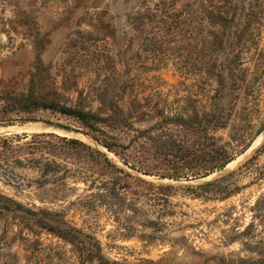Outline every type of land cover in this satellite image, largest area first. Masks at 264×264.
Listing matches in <instances>:
<instances>
[{"label": "rangeland", "instance_id": "1", "mask_svg": "<svg viewBox=\"0 0 264 264\" xmlns=\"http://www.w3.org/2000/svg\"><path fill=\"white\" fill-rule=\"evenodd\" d=\"M182 3L0 0V93H26L36 73L32 87L45 100L102 117L118 106L125 122L102 123L99 126L105 134L97 135L110 136L119 144L115 148L123 158L152 174L129 168L118 154L82 132L77 120L58 112L34 110L35 121L0 125V133L45 131L77 138L134 178L179 187L167 192L168 204L161 215L159 205L139 192L136 201L141 214L125 210L115 219L103 208L88 211L79 203L90 192L87 183L98 175L96 164L84 153L60 157L68 172L63 180L40 182L36 167L18 168L16 182L0 179V193L21 204L11 212L0 210V264H79L71 245L44 227L48 219L58 220L60 215L83 236H93L100 243L102 262L90 259L84 264H251L264 258V226L258 219L250 234H241L252 221L251 207L264 191V182L255 180V174L232 175L228 181L233 191L225 198L212 194L193 198L184 189L236 169L264 143V78L238 108L229 111L223 127L195 132L164 121L182 114L188 119L196 112L201 116L209 110L216 84L208 68L223 58L216 51L217 27L197 25L188 10L181 23L171 22L181 15ZM151 12L159 22L147 21ZM228 40L223 39V47ZM260 46L264 48V27ZM137 102L145 113H139ZM32 124L46 128L23 127ZM209 136L224 145L233 163L204 178L159 177L173 172L163 141L173 138L192 146L208 144ZM257 137L259 141L252 146ZM255 162L264 164V149ZM128 180L135 186L128 195L134 189L143 190L139 181ZM147 220L158 222L155 235L154 225Z\"/></svg>", "mask_w": 264, "mask_h": 264}, {"label": "trees", "instance_id": "2", "mask_svg": "<svg viewBox=\"0 0 264 264\" xmlns=\"http://www.w3.org/2000/svg\"><path fill=\"white\" fill-rule=\"evenodd\" d=\"M186 1V2H185ZM185 2V3H184ZM190 11L192 20L197 25L207 24L215 26L220 30L218 40L220 41L216 51L223 54L222 61L210 64L208 71L213 76L216 86L213 88V94L210 97V108L201 116L194 113L193 117L185 118L179 115L176 118H166L164 121L174 123L175 125L192 129L195 132L213 130L217 127H223V119L227 118L229 111L238 108V103L244 102L249 92L261 85L264 78V48L260 46L262 41V29L264 27V0H183L178 11H182L178 18L171 20L172 23H181L183 14ZM158 16L153 12L147 16L149 23L159 22ZM230 38V39H229ZM223 39L228 40L226 47H223ZM236 40L233 44V40ZM222 43V44H221ZM228 45V46H227ZM236 46L234 51L232 46ZM231 46V47H230ZM249 53L250 56L241 58L242 54ZM250 64L247 67L245 64ZM41 65L39 53L36 54V67ZM36 73L31 75V87L23 94H14L13 92L0 93V125H10L14 122L35 121L31 115L34 110L44 109L59 114L69 116L77 120L81 131L91 136L101 146L108 151L118 154L122 163L129 168L141 171L143 174L151 175L148 170L136 168L123 158L116 150V142L105 135L100 138L97 134L104 133L100 128L102 123L125 122V117L118 115L123 111L116 106L111 109V115L102 117L90 111H85L72 106H67L45 100L41 95L34 92L33 85ZM140 102V101H139ZM137 102L139 113L144 112L141 103ZM119 113V114H120ZM145 113V112H144ZM124 115V114H123ZM159 123L156 125L158 126ZM48 138H53L50 140ZM208 144H193L187 146L183 141L169 138L162 142L164 150L169 157L172 173L159 175L160 178L179 179H197L204 178L216 171L222 170L230 161L233 160L224 145L216 143L213 136ZM264 149V143L255 150V152L246 159L236 169L220 175L212 180L198 183L196 185L184 186V189L191 192L193 198L204 197L205 194H212L225 198L232 193L229 187V178L237 172H247L255 174V180L264 182V164H256V155ZM68 153H84L98 168V175L87 183L86 175L83 176L87 189L90 191L79 201V203L88 211H97L103 208L115 219L125 210H131L132 213L141 214L137 207V198H140L139 192L152 204L159 205V215L164 212V207L168 204L167 192L179 188L172 184H155L143 179L134 178L114 163L110 162L98 150L77 138L60 136L54 132H20V133H0V179L8 182H16L19 179L18 168L24 166L36 167L40 173V182L53 180H63L67 175V169L59 160L61 156ZM109 173L110 175H108ZM191 176V178H189ZM128 179L137 180L141 183V189H134L130 195L129 189L135 187ZM157 190V191H156ZM151 191V192H150ZM153 191V192H152ZM159 192L158 194H153ZM14 206L21 207V204L9 196L0 193V210L14 211ZM251 222L244 228L241 234H250L253 230L254 220L264 226V191L256 198L253 206ZM31 212V210H27ZM45 229L71 245L72 251L78 258L79 264H84L90 259H97L101 263L103 255L101 253L100 243L93 236H83L77 229L67 224L61 218L58 220H47ZM153 229L154 235L158 231V222L147 220ZM161 227L159 226V231ZM250 231V232H249ZM80 233L81 235H78ZM87 238V239H86ZM90 239V240H89ZM115 264V262H113ZM251 264H264V258L253 261Z\"/></svg>", "mask_w": 264, "mask_h": 264}, {"label": "water", "instance_id": "3", "mask_svg": "<svg viewBox=\"0 0 264 264\" xmlns=\"http://www.w3.org/2000/svg\"><path fill=\"white\" fill-rule=\"evenodd\" d=\"M23 127H28V128H32V129H45L46 126L44 125H38V124H32V125H24ZM65 131L67 132H77V129H71V128H65Z\"/></svg>", "mask_w": 264, "mask_h": 264}, {"label": "bare ground", "instance_id": "4", "mask_svg": "<svg viewBox=\"0 0 264 264\" xmlns=\"http://www.w3.org/2000/svg\"><path fill=\"white\" fill-rule=\"evenodd\" d=\"M32 129V128H31ZM40 129V128H39ZM38 129V130H39ZM42 130H44V129H42ZM60 133V132H59ZM69 134V133H68ZM262 134V133H261ZM70 135V134H69ZM68 136V135H67ZM261 137V136H260ZM260 137H257L255 140H254V142L252 143V146H254L258 141H259V139H260ZM231 163H233V161H231V162H229L228 164H231ZM227 164V165H228Z\"/></svg>", "mask_w": 264, "mask_h": 264}]
</instances>
